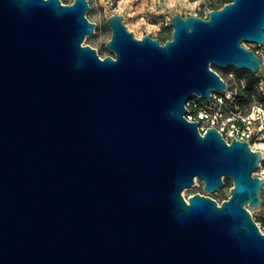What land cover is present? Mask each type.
Returning <instances> with one entry per match:
<instances>
[{
	"label": "water",
	"instance_id": "obj_1",
	"mask_svg": "<svg viewBox=\"0 0 264 264\" xmlns=\"http://www.w3.org/2000/svg\"><path fill=\"white\" fill-rule=\"evenodd\" d=\"M87 0H0V264H264L262 156L185 118L195 93L256 73L264 0L170 17V37L105 22L112 53L83 44ZM232 181L218 203L207 193Z\"/></svg>",
	"mask_w": 264,
	"mask_h": 264
},
{
	"label": "rangeland",
	"instance_id": "obj_2",
	"mask_svg": "<svg viewBox=\"0 0 264 264\" xmlns=\"http://www.w3.org/2000/svg\"><path fill=\"white\" fill-rule=\"evenodd\" d=\"M62 3H71L72 0H61ZM226 1L224 0H121L117 3L115 0H87L88 9L85 12V17L90 22H94V31L84 37L82 43L94 47L98 54L103 57L111 54L105 47V42L110 38V28L106 24V18L113 14H120L123 18V23L135 38H141L144 33H149L153 37L159 38L161 41L170 37L171 25L170 17L172 14L198 15L205 17L208 11L214 5L220 7ZM242 46L252 49L264 62V47L255 43L242 42ZM221 77L226 80L231 87H236V102L235 104L244 109L253 101H262V95L259 92L260 78L256 73H251L244 69H236L234 66L219 68L211 65ZM229 73L234 74V78H230ZM264 70L259 72L263 75ZM263 77V76H262ZM243 80V86L239 80ZM264 89V81L261 82ZM260 170H255L252 175L259 176ZM223 185L217 190L207 193L203 190L202 181L195 178V182L181 191V194L187 198L193 193L207 194L214 198L218 203L229 196V190L232 186V181L229 177L223 176ZM261 205L255 211H250V214L256 225L264 232V185L260 190Z\"/></svg>",
	"mask_w": 264,
	"mask_h": 264
},
{
	"label": "built area",
	"instance_id": "obj_3",
	"mask_svg": "<svg viewBox=\"0 0 264 264\" xmlns=\"http://www.w3.org/2000/svg\"><path fill=\"white\" fill-rule=\"evenodd\" d=\"M115 1L119 3L121 0ZM259 46L264 47V45ZM259 58L260 68L256 74L260 78L258 88L264 100V89L261 86V82L264 81V74L263 77L259 75V72L264 70V62L261 57ZM215 72L217 71L215 70ZM229 76L234 78L233 73H229ZM237 80L243 86V80ZM225 82L227 89L224 91L212 90L208 99L193 93L185 103L187 111L184 116L189 121L197 120L200 133H203L208 127H215L227 142L233 137L241 141L246 140L251 150L260 151L262 163L264 161V102L253 101L244 109L238 107L235 104L236 87H231L226 80ZM261 163L257 170L261 171L259 176L264 177V167ZM261 232L263 231L261 230Z\"/></svg>",
	"mask_w": 264,
	"mask_h": 264
},
{
	"label": "trees",
	"instance_id": "obj_4",
	"mask_svg": "<svg viewBox=\"0 0 264 264\" xmlns=\"http://www.w3.org/2000/svg\"><path fill=\"white\" fill-rule=\"evenodd\" d=\"M224 1H227V0H224ZM213 7H217L218 8V6L216 5H214ZM159 39V38H158ZM160 40V39H159ZM161 41V40H160ZM164 41V40H163ZM162 42V41H161ZM262 164V166L264 167V161L261 163Z\"/></svg>",
	"mask_w": 264,
	"mask_h": 264
}]
</instances>
